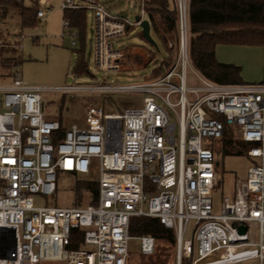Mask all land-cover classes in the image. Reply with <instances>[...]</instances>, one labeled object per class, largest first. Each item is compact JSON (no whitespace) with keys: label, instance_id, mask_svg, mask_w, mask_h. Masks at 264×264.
<instances>
[{"label":"built area","instance_id":"2783aa9c","mask_svg":"<svg viewBox=\"0 0 264 264\" xmlns=\"http://www.w3.org/2000/svg\"><path fill=\"white\" fill-rule=\"evenodd\" d=\"M169 1L177 40H167L174 62L160 65L162 75L134 84L59 87L141 92V106L119 113L88 105L86 126L66 128L45 113L48 88L26 83L19 71L0 86V264H128L133 238L144 255L157 248L153 235L131 234L135 217L174 234L177 264L264 260V83H218L195 70L198 83L188 85L191 0ZM139 2L134 21L101 0H62V8L92 14L96 62L112 71L122 69L126 56L115 40L149 20L145 0ZM49 12L38 8L36 16ZM64 26L70 27L67 19ZM70 35L77 37V30ZM2 47L21 44L0 31ZM225 136L260 162L236 180L233 195L214 213L216 156ZM59 171L96 180V201L37 205L35 195L56 192Z\"/></svg>","mask_w":264,"mask_h":264},{"label":"rangeland","instance_id":"374dc122","mask_svg":"<svg viewBox=\"0 0 264 264\" xmlns=\"http://www.w3.org/2000/svg\"><path fill=\"white\" fill-rule=\"evenodd\" d=\"M110 10L120 13L134 21L140 14L139 0H101ZM37 2V3H36ZM18 5L11 6L6 21L0 31L9 40L17 38L21 47L14 54L19 64H14L8 70L9 76H2L0 71V86L10 82L12 73L19 71L23 80L30 85L48 88L42 92L44 110L48 118L61 119L64 127L72 123L86 126L87 106L102 107L106 112H124L126 108L139 107L143 103L144 93L124 90H97V89H59L63 86H98L102 84L125 85L142 83L162 75L160 65L167 67L174 62V49L171 51L166 44L156 36L154 29L150 35L156 44L143 38L140 26L131 27L127 34L116 39L115 42L126 52L129 48H139L147 57L134 54L130 59L128 52L123 59V67L119 70L107 71L98 66L95 57V41L93 37L94 21L88 12L85 27V54L88 62V71L77 73L80 37H72L73 27L64 26V10L62 0H18ZM34 4L36 9L50 8L44 18L39 19L33 26L21 27L19 8ZM22 36V38H21ZM168 38L174 41L171 35ZM76 44L73 45L72 42ZM216 58L223 63H233L241 67L240 83H264V45H236L218 44ZM171 61L168 65L166 62ZM195 67L190 66L187 71V84H197ZM11 73V75H10ZM4 92L0 91V110L5 108L2 103ZM176 97L172 101H176ZM176 119V118H175ZM222 148L216 156L218 162L217 176L219 186L213 197L214 213L221 210L225 196H232L237 179H245L250 165L259 163V158L247 155V147L235 143V138L225 136L222 139ZM239 150V151H238ZM238 151V152H237ZM93 177V176H92ZM88 179L84 174H69L58 172L57 190L53 195H35L37 205L54 207H71L93 203V195L78 187L80 180ZM193 222H190L192 225ZM133 236L151 234L156 238L157 248L154 254H132L129 257L132 263L146 261V264H176V241L171 231L158 228L156 223L147 218H133L131 227ZM185 239L191 238V232L185 234ZM139 241L133 239L131 248L138 246ZM174 250V251H172ZM135 256V257H134ZM132 257V258H131ZM137 257V258H136ZM55 264V263H46ZM182 264H189L184 260ZM264 264V260L262 262Z\"/></svg>","mask_w":264,"mask_h":264},{"label":"trees","instance_id":"16d2710c","mask_svg":"<svg viewBox=\"0 0 264 264\" xmlns=\"http://www.w3.org/2000/svg\"><path fill=\"white\" fill-rule=\"evenodd\" d=\"M17 3L18 0H0V29L8 17L9 8L18 5ZM19 6L21 27L33 26L39 22L35 5ZM145 8L158 39L167 46V35H171L176 42V11L170 1L145 0ZM87 14V10L81 8L65 10L63 15L69 25L77 30L82 43L77 64L79 74L88 71L85 54ZM190 25V53L195 69L214 82L240 83L241 67L218 61L216 47L218 44L264 45V0H191ZM16 52L17 49L13 47L0 48V71L4 70L2 76L5 78L9 76L11 66L19 64ZM166 63L169 65L171 61ZM239 145L245 146L242 143ZM78 187L91 193L93 201H96V180H80ZM145 262L137 260L132 264H146Z\"/></svg>","mask_w":264,"mask_h":264},{"label":"crops","instance_id":"0c3cea01","mask_svg":"<svg viewBox=\"0 0 264 264\" xmlns=\"http://www.w3.org/2000/svg\"><path fill=\"white\" fill-rule=\"evenodd\" d=\"M45 0H42V2H44ZM37 3V2H36ZM32 5H34V4H32ZM31 6V5H30ZM39 8V7H38ZM40 19V18H39ZM70 27H72V26H70ZM151 29H152V27H151ZM13 39H15V38H13ZM128 52V54L131 56L130 57V59L132 58V56L134 55V54H138V55H142V57L145 59L146 57H147V55H145V52L142 50V49H139V48H135V49H133V48H129V49H127V51H126V53ZM58 120H60V119H58ZM136 237L137 236H140V235H135ZM173 239H175L174 237H172ZM133 239H137V238H133ZM132 239V240H133ZM131 240V241H132ZM138 240V239H137ZM131 241H130V248H131ZM139 241V240H138ZM175 250H176V248H175ZM172 251H174V250H172ZM142 254L141 252H140V244H138V246L136 247V248H134V249H132L131 248V254H132V257H133V255H137V254ZM144 255V254H143ZM146 256H148V255H146ZM131 257V258H132ZM135 257V256H134ZM137 258V257H136ZM137 260H138V258H137ZM263 262V261H262ZM262 262H260V261H255V263L254 264H262ZM130 264H132V261H131V259H130V262H129ZM177 264V263H176Z\"/></svg>","mask_w":264,"mask_h":264},{"label":"water","instance_id":"95a60500","mask_svg":"<svg viewBox=\"0 0 264 264\" xmlns=\"http://www.w3.org/2000/svg\"><path fill=\"white\" fill-rule=\"evenodd\" d=\"M136 19H139L138 16L136 17ZM141 28H142V34L145 37V39L152 44H156L150 35V22H149V20H144L141 23ZM217 164H218V162H217ZM240 231H245V227L241 226Z\"/></svg>","mask_w":264,"mask_h":264}]
</instances>
